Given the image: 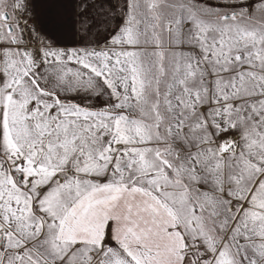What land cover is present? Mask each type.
<instances>
[{
  "label": "crops",
  "instance_id": "crops-1",
  "mask_svg": "<svg viewBox=\"0 0 264 264\" xmlns=\"http://www.w3.org/2000/svg\"><path fill=\"white\" fill-rule=\"evenodd\" d=\"M135 2L24 0L0 264H264V0Z\"/></svg>",
  "mask_w": 264,
  "mask_h": 264
},
{
  "label": "rangeland",
  "instance_id": "rangeland-1",
  "mask_svg": "<svg viewBox=\"0 0 264 264\" xmlns=\"http://www.w3.org/2000/svg\"><path fill=\"white\" fill-rule=\"evenodd\" d=\"M151 1L160 2V0H136L135 3L148 5ZM24 4V0H0V140H2L3 104L10 84L21 71L20 56L23 55L24 48L33 45L48 49L32 28ZM3 13L8 16L6 21L1 18ZM7 26H10V32L6 31ZM12 159L15 160L14 157Z\"/></svg>",
  "mask_w": 264,
  "mask_h": 264
},
{
  "label": "water",
  "instance_id": "water-1",
  "mask_svg": "<svg viewBox=\"0 0 264 264\" xmlns=\"http://www.w3.org/2000/svg\"><path fill=\"white\" fill-rule=\"evenodd\" d=\"M1 18H2V20L6 21L8 19V16H7L6 13H3L2 16H1ZM10 30H11L10 26H7L6 27V31L7 32H10ZM12 42H14V41L12 40Z\"/></svg>",
  "mask_w": 264,
  "mask_h": 264
},
{
  "label": "built area",
  "instance_id": "built-area-1",
  "mask_svg": "<svg viewBox=\"0 0 264 264\" xmlns=\"http://www.w3.org/2000/svg\"><path fill=\"white\" fill-rule=\"evenodd\" d=\"M228 151V150H227Z\"/></svg>",
  "mask_w": 264,
  "mask_h": 264
}]
</instances>
